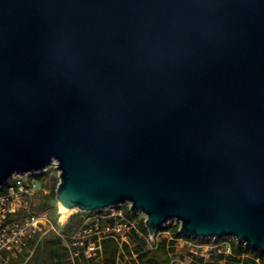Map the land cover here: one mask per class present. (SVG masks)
<instances>
[{"label": "water", "instance_id": "obj_1", "mask_svg": "<svg viewBox=\"0 0 264 264\" xmlns=\"http://www.w3.org/2000/svg\"><path fill=\"white\" fill-rule=\"evenodd\" d=\"M52 163L67 208L264 255V0H0V188Z\"/></svg>", "mask_w": 264, "mask_h": 264}, {"label": "built area", "instance_id": "obj_2", "mask_svg": "<svg viewBox=\"0 0 264 264\" xmlns=\"http://www.w3.org/2000/svg\"><path fill=\"white\" fill-rule=\"evenodd\" d=\"M51 166H54L59 172L56 163H52L40 171L14 175L0 188V264H9L13 258H16L15 261L18 260L17 262L20 264H25L26 260L33 253V250L29 247V241L37 232L42 236L48 231L54 230L61 237L66 247L69 263L82 264L84 258L98 257L102 252L101 241L104 236L103 234L115 232L114 236L120 242L129 241L128 233L132 228H136L135 222L126 220L122 211L109 214V216L118 217L114 224L106 222L104 226L100 227V219L96 218L99 222L83 223L69 234L63 232L62 226L58 225L55 227L48 221L47 223L46 221L43 222L42 213L34 210V202L41 189V184L46 180V175L43 177H38V175L47 173ZM11 213H21V216L18 219L10 220L8 216ZM121 226L128 232L121 235L119 232ZM169 233V236L164 237H167L169 240L175 239L170 231ZM186 238L181 237L176 239L174 245L175 251L179 239L193 242V238L192 240ZM215 239H217L213 246L215 252L224 254H231L233 252V245L230 240L224 239L218 241L220 238ZM154 240L155 238H151L149 241ZM190 251L189 260L182 262V264H192L194 260L193 254L196 252L193 249ZM11 255L15 256L10 258ZM17 262L13 264H17ZM172 264H176L174 256Z\"/></svg>", "mask_w": 264, "mask_h": 264}, {"label": "trees", "instance_id": "obj_3", "mask_svg": "<svg viewBox=\"0 0 264 264\" xmlns=\"http://www.w3.org/2000/svg\"><path fill=\"white\" fill-rule=\"evenodd\" d=\"M47 173H41L38 177H43ZM57 182H54L52 190L45 195V200L40 204V208L45 210L51 207L56 198ZM126 220H134L135 214L126 206L122 211ZM100 220V227L104 226L106 222L114 224L118 217L109 216ZM21 213H11L8 219H18ZM82 224V219L79 213H74L69 220L61 227L63 232L69 234L74 229ZM76 226V227H75ZM165 230L171 232L175 239L169 240L167 237L149 241L147 238L149 230L145 225V219H142L136 228H132L128 233L129 241L120 242L114 234H103L102 238V252L98 257L84 258L82 264H117V260L121 256H128L132 258L129 264H172L173 252L175 251V242L177 238H186L179 232V222H170L165 226ZM157 231V230H156ZM155 231V232H156ZM159 231V230H158ZM186 239L192 240L187 237ZM195 238H193L194 240ZM229 239L233 245V252L231 254H224L212 252V259L208 260L202 255L193 254L194 260L192 264H240L241 262H250L251 264H264V255L258 251H253L248 246L238 243L230 237H223L220 240ZM208 242L204 240L203 243ZM29 247L33 250L32 255L26 260L25 264H70L65 260L67 256L66 247L64 246L61 237L54 231L50 230L46 234L40 236L37 232L29 241ZM27 255V253H26ZM135 255V257H134ZM258 259V261H257Z\"/></svg>", "mask_w": 264, "mask_h": 264}, {"label": "rangeland", "instance_id": "obj_4", "mask_svg": "<svg viewBox=\"0 0 264 264\" xmlns=\"http://www.w3.org/2000/svg\"><path fill=\"white\" fill-rule=\"evenodd\" d=\"M54 182H57V185H58L59 172L56 170V168L54 166H51L47 171L46 180L41 184V189H40L37 197L35 198L34 210H36L39 213H42L43 222L46 221V223H47V221H48L52 225H54L55 227H57L58 225L63 226L69 220L70 216L74 213H79L80 218L82 219V224L83 223L84 224H90L91 222H99V220H97L96 218H98L100 220L104 219L106 217V215H108L107 213H109V212L110 213L121 212L124 210V208L126 206H129V208H130L129 202H124V203H122L116 207H113V208H106V209H102V210H93V211H81V210H78L76 208H71V211L68 213V215L66 217H62V213L60 210V204L58 203L56 198H55L54 203L51 207H48L45 210L40 208V204L45 200V195L49 194L50 191L52 190ZM133 213L135 214V219L131 220V221L135 222L136 226H138L139 222L142 219L146 218V215L142 211H137V212H133ZM170 222L174 223L177 221L173 219V220L166 222L164 226L156 229L157 231L154 234L149 233L147 238L149 240H151V238L161 239L164 236H169L170 233L168 230H165V226H167ZM81 225H79V226H81ZM79 226H77V227L75 226V227L78 228ZM105 231H108V230H105ZM119 232L122 235V234L127 233L128 231L125 230V228L121 226V230ZM227 237H230L231 239L236 240L235 237H233V236H227ZM219 238H221V237H219ZM204 240H208V242L203 243ZM216 240L217 239H215V237L195 238L193 240V242H186V241L179 239L177 241L176 251L173 253L176 264H182V262L188 261L189 260V254L191 253V251H190L191 249H193L196 252L194 254L202 255L205 258H207L208 260H211L212 259L211 254H214L212 252H214L213 246L215 245ZM13 256H15V255H11L10 258H13ZM15 259L16 258L11 259L9 264H13L14 262L18 261V260L15 261ZM131 259L132 258H130L126 255L121 256L118 258L117 264H129V260H131ZM65 260L68 263L67 256L65 257ZM245 261H244V263L241 262L240 264H251L250 262H245ZM257 261H258V259H257ZM17 264H20V263L17 262ZM221 264H225L224 261H221Z\"/></svg>", "mask_w": 264, "mask_h": 264}, {"label": "bare ground", "instance_id": "obj_5", "mask_svg": "<svg viewBox=\"0 0 264 264\" xmlns=\"http://www.w3.org/2000/svg\"><path fill=\"white\" fill-rule=\"evenodd\" d=\"M60 210L62 213V217H66L68 215V213L71 211V208H67V207L60 204Z\"/></svg>", "mask_w": 264, "mask_h": 264}]
</instances>
